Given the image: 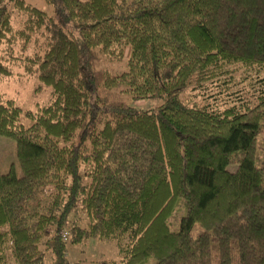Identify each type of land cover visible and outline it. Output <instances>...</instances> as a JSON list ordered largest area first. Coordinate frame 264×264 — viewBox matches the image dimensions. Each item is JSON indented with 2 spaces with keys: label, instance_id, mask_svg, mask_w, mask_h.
Here are the masks:
<instances>
[{
  "label": "trees",
  "instance_id": "obj_1",
  "mask_svg": "<svg viewBox=\"0 0 264 264\" xmlns=\"http://www.w3.org/2000/svg\"><path fill=\"white\" fill-rule=\"evenodd\" d=\"M44 1L0 0V45L11 10L46 32L24 62L49 89L0 102V264H68L67 223L121 264H264V0Z\"/></svg>",
  "mask_w": 264,
  "mask_h": 264
},
{
  "label": "rangeland",
  "instance_id": "obj_2",
  "mask_svg": "<svg viewBox=\"0 0 264 264\" xmlns=\"http://www.w3.org/2000/svg\"><path fill=\"white\" fill-rule=\"evenodd\" d=\"M6 1V0H4ZM24 3L42 11L47 21L53 19L54 9L44 0H22ZM9 3V2H8ZM24 18L11 10V35L8 42L0 45V62L5 65L9 75L0 76V102L10 99L21 110L34 111L36 107L49 102V89L38 82L34 67L28 68L24 60L29 57L40 55L45 44L46 32L42 29L30 34L27 40L18 34L23 25ZM101 66L108 71L119 72L123 70V63L108 62L103 60ZM196 100V99H195ZM137 101L132 104L139 108H148L154 105V101L147 104ZM27 124V121L21 120ZM263 142V141H261ZM264 150V145L261 149ZM10 167L16 175L19 174L18 166L14 157V143L11 139L0 136V173L9 171ZM230 166L228 169H233ZM84 213L77 214V225L86 227ZM65 232L66 260L68 264H121L120 256L113 240L104 238H83L75 244L67 243L69 239L68 223L63 230Z\"/></svg>",
  "mask_w": 264,
  "mask_h": 264
},
{
  "label": "built area",
  "instance_id": "obj_3",
  "mask_svg": "<svg viewBox=\"0 0 264 264\" xmlns=\"http://www.w3.org/2000/svg\"><path fill=\"white\" fill-rule=\"evenodd\" d=\"M61 237H62L63 240H65V232L61 233Z\"/></svg>",
  "mask_w": 264,
  "mask_h": 264
}]
</instances>
